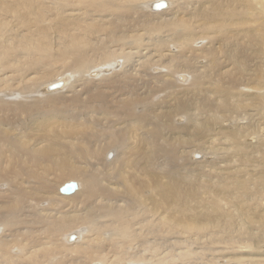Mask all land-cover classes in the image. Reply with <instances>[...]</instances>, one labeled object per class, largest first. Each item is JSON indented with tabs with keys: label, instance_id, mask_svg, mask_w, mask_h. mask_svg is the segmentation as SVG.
<instances>
[{
	"label": "bare ground",
	"instance_id": "6f19581e",
	"mask_svg": "<svg viewBox=\"0 0 264 264\" xmlns=\"http://www.w3.org/2000/svg\"><path fill=\"white\" fill-rule=\"evenodd\" d=\"M147 1L0 0V92H18L15 98L20 99L16 102L7 99L0 104L15 105L21 113H31L18 124H9L0 117V254L6 263L28 254L30 262L38 264L36 255L41 248L49 249L50 253H62L71 251V247L79 243L83 245L75 250L78 257L84 256L89 262L96 261V264H168L163 251L167 244L179 249L177 256L183 258L185 264H216V261H221L220 264H258L264 260V180L261 181L264 174V94L247 92L251 87L261 91L264 86L263 73L256 75L252 71L254 66L258 69L257 62L264 59V0H216V3L212 0H164L166 6L159 10L152 8L159 0L145 4ZM144 7L147 8V17L156 18L159 15L162 21L161 24L158 21L150 23L143 18L145 27L148 25L154 34L147 38L138 27L145 15H139L138 11ZM206 9L207 13L204 12ZM124 14L127 15L125 19ZM120 20L131 22L127 26ZM231 25L241 32L233 33ZM148 27L146 30H149ZM222 30L227 31L223 36L234 39L236 49H232L234 53H230L229 57L234 56L235 61L241 63L240 71L234 73L232 66L224 68L233 63L232 58H229V63L225 62L226 59L219 61L220 64L215 63V70L223 71L220 74L217 72L210 82H221L218 78L225 77L229 85L211 83L210 93L205 90L202 98L192 95L182 101L184 94H181L182 98L176 94L185 93L184 83L175 84L172 81L174 76L187 80L184 75L178 74L183 70L189 74L196 88L204 85L203 80L213 77V74H203L204 71L201 75L191 65L185 66L184 49H189L192 40L197 37L203 39L201 35L210 33V38L216 35V31ZM104 36L108 39V49L102 44ZM149 40L154 46L151 58L149 54L141 55V49L148 48ZM255 40L259 44L257 47L253 44ZM169 41L172 42L170 45ZM243 42L250 48L249 52L246 50L247 57L243 55L245 49H241ZM164 46L167 48L164 49ZM169 46H174L175 53L168 52ZM219 47L222 45L211 49L217 53ZM192 48L189 54L193 53ZM178 54L179 59L175 60ZM134 57L138 59L134 61ZM141 57L143 60H140ZM146 60L149 62L142 70L143 75L155 77L148 72V67H152L153 71L154 65L158 64L164 67L166 78L163 75L155 81L148 80L144 82V88L154 82L150 90L147 88V93L151 95L160 94L164 88L175 89L176 92L170 91V94L181 101L178 99L174 106L171 104L173 107H168L170 104L166 102L161 105L155 101L152 110L151 104L139 99L137 94L143 88L132 80L133 83L125 82L120 86L122 95L117 93L121 100L119 105L123 103L121 108L131 118L121 122L126 129H121L123 126L118 128L119 131L115 129L118 133L113 132L111 137L115 139L114 143L103 141V136L96 132L87 138V134L77 132L76 126L57 123L60 117L73 120L76 115L62 108L67 106L66 99L59 101L54 94L46 93L48 90L63 89L74 113H78L75 110L82 94L89 95L88 91L82 90L93 92L103 87L101 83L120 82L113 75H123L122 79L128 80L125 75L129 70H133L138 62L145 64ZM156 61L157 64H153ZM110 66L114 69L96 77V81L80 82L86 72ZM65 70H69L70 74L50 81ZM96 74L97 71H93L89 75ZM63 78H68L69 81L65 80L66 84L69 82L68 86H64ZM114 86L118 91V85ZM28 91L30 97L26 96ZM32 92H44L49 96H35ZM163 93L166 95V92ZM71 97L78 106L71 101ZM159 98L155 100L159 102ZM57 100L65 105L55 106ZM143 102L146 104L144 113H140L141 116L132 114V108ZM44 104H48L50 111L42 109ZM91 107L95 108L94 105ZM245 109L255 113H246ZM179 114H185V122L181 126L174 124V117ZM206 117L217 122L233 118L230 119L233 123L229 121L225 126L220 122L214 129L220 135L218 139L232 141L229 147L219 148L227 153L231 149V154L224 152L222 155L219 149L212 146L202 154L195 151L200 149V144L186 137L189 135L188 128L204 127ZM36 122L46 126H35V129L33 125ZM186 125H189L188 128ZM132 127L135 129L132 130ZM144 128L146 132L137 133ZM29 130L33 133L30 134ZM253 134L256 135L255 142L244 141L245 136ZM83 136L86 140H82ZM173 139L178 142L172 144ZM112 145L115 149L114 152L109 151L107 163L101 157ZM190 147L192 159L215 156L217 161L212 162L215 165L207 163L209 168L199 166L200 169L195 170L184 160L179 163L178 153H186ZM212 170L216 173V181L209 178L206 179L209 181H203L204 185L196 182ZM158 171L161 175L157 174ZM192 176L195 182L190 181ZM60 178L78 179L82 187L63 194L60 192L62 185L59 187L60 182L56 183ZM253 181L259 182L261 187L247 190L246 185L253 186ZM212 183H218V187L214 189ZM144 189L146 193L143 194ZM155 193H158L159 201L157 197L155 199ZM218 222L221 226L215 231L213 228ZM28 224L29 227L34 224L35 229L38 227L37 232L42 230V233L50 235L52 238H47L51 240L44 241L41 235V242L17 243L13 251L15 254H9L14 247L12 240L15 241L11 235ZM11 225L18 228L12 231ZM78 227H85L86 231L65 234L63 243L60 234ZM24 231L20 230L21 236H31V233L27 234L29 229ZM94 233L100 234L103 240L109 238L104 256L91 244ZM135 242L144 245L145 255L135 250ZM261 247L262 251H257ZM201 255L208 256L207 260L197 261ZM169 256L174 255L170 253ZM64 257H60V261ZM4 261L0 258V264ZM60 261L57 264L63 263ZM16 262L21 264V260Z\"/></svg>",
	"mask_w": 264,
	"mask_h": 264
},
{
	"label": "rangeland",
	"instance_id": "374dc122",
	"mask_svg": "<svg viewBox=\"0 0 264 264\" xmlns=\"http://www.w3.org/2000/svg\"><path fill=\"white\" fill-rule=\"evenodd\" d=\"M151 0H148L145 4H147V3H149ZM212 2L213 3H216V0H212ZM142 9H143V11H142ZM147 11V8H140L139 9V11H138V13H139V15L140 14H145V12ZM222 11V10H221ZM204 12H206L207 13V9L206 10H204ZM127 14V13H126ZM126 14H124L123 16V18L125 19V16H127ZM148 15H144L143 17H141L142 18V20L140 19V22H139V24L140 25H138V27H139V31H141L142 33H143V35H144V37L145 38H147V36L148 37H150L151 35H154V34H152V32L150 31V28L148 27V25L146 26V27H148V29L149 30H146V27H145V25H144V23H143V18L144 19H146L147 21H150V23H152V22H157L158 21V23L159 24H161V17L159 16V15H157L156 16V18L154 17V18H149V17H147ZM160 17V18H159ZM165 15H162V18H164L165 19ZM148 18V19H147ZM168 18H169V16H168ZM151 19V20H150ZM166 19H167V17H166ZM120 22H122V23H124L125 22V20H120ZM129 22H131V21H127V23H124L125 25H129ZM149 23V24H150ZM158 26V25H157ZM141 27H145V29H141ZM160 29H161V27L160 26H158ZM161 30H164V28H162ZM212 32H213V28L212 29H210ZM148 31V33H145V32H147ZM231 31L233 32V33H237V32H241V31H237L236 30V28H234L233 27V25H231ZM207 32H209V31H207ZM217 33H215L216 35H214L213 37H211L210 35V33H208V34H210L209 36H210V38H208V34H204V35H201V37L204 39H201L200 37H197L196 39H194V40H192L193 42H191V44H190V48L189 49H184L185 50V52H184V54L186 53V55H185V61H184V59H183V61H184V63H185V66H190V67H193V68H195V69H197L198 70V72L201 74V75H203V74H206V75H209V74H213V77H208L207 78V80H203L204 82V87L203 86H201L200 88L198 87V88H196V86L194 85V84H192V82H191V80H190V77H189V74L188 73H185V72H183V70H182V72L181 73H178L179 75L181 74V75H184V77L185 78H187V80L186 79H184V80H180V77H178V75H176V76H174L173 78H172V81L175 83V84H183L184 85V88H183V91L185 92V93H178V94H176L179 98H182L183 100L182 101H184V100H187V99H189L190 97H192V95L194 96H196L197 98H199V97H203L204 95L203 94H205L206 92L207 93H210L209 91V89H210V87L212 86L211 85V83H224V84H227V85H229L228 83H226L225 82V80H226V78L225 77H223V78H218L221 82H219L218 80H217V82H210V81H213V79H215V77H216V75H217V72H218V74H220L222 71H223V69H217V70H215V63L217 64H220V62H223V60H227V61H225L226 63H229L230 62V60H229V58L232 60V62L233 63H229L228 65H226L224 68H229V67H233L234 69H235V71H234V73L236 72V73H238L239 71H240V69H239V67L241 66V63H239L238 61H235V59L233 58V57H229L230 56V53L232 54V53H234V52H232L233 50V48H234V50L236 49V47H234V45H233V41H234V39L232 38V37H230V36H223L224 35V32H227L226 30H222V31H216ZM222 32H223V34H222ZM219 33V34H218ZM221 33V34H220ZM217 35H220V36H217ZM204 37H206V39L204 38ZM216 37V38H215ZM144 38V39H145ZM212 38V39H211ZM221 38V39H220ZM227 38V39H226ZM228 38H229V40H230V42H229V40H228ZM105 40V41H104ZM206 40V41H205ZM195 41V42H194ZM200 41H202V42H200ZM205 41V42H204ZM209 41H211V42H209ZM214 41V42H213ZM228 41V42H227ZM107 42H108V39L104 36L103 37V41H102V44H103V46H105V48L106 49H108V47H107ZM214 44H213V43ZM227 42V43H226ZM256 42V40L254 41V43L253 44H255V46L257 47L259 44H258V41H257V43H255ZM143 43L146 45V41H143ZM170 43H172L171 41H169V44L168 45H170ZM205 43V44H204ZM209 43V44H208ZM225 43V44H224ZM229 43V44H228ZM244 44H242V47H241V49L242 50H244V53H243V55H245V57H247V53L249 52L248 50H250V48L248 49V45H247V43L246 42H243ZM246 43V44H245ZM150 44V45H149ZM152 44V42H151V40H149V42H148V48L146 49V50H144V49H141V52H143V54H141V55H143V56H145L146 54H149V58H151V53H153L154 54V46H152L151 45ZM200 44H201V46H200ZM203 44V45H202ZM211 44V45H210ZM216 44V45H215ZM223 44H224V47H223ZM145 45H143L142 47H146ZM191 45H193V46H191ZM196 45H197V47H199L198 49H196L197 47H196ZM222 45V47H219L220 49L219 50H217L216 52L218 53H214V51L212 50L215 46H221ZM227 45V46H226ZM247 45V46H246ZM153 48H152V47ZM203 46H204V48L205 49H207V50H205L204 48H203ZM213 46V47H212ZM244 46H246V47H244ZM193 47V48H192ZM194 47H196V48H194ZM200 47H202V49L200 48ZM207 47V48H206ZM231 47V48H230ZM164 49H166L167 47L166 46H164L163 47ZM192 48V51H193V53L192 54H189V52L191 51L190 49ZM212 48V49H211ZM230 48V49H229ZM195 49V50H194ZM200 49V50H199ZM253 49V48H252ZM169 50L170 51H168L170 54L171 53H175V51H176V49L174 48V46L172 47V46H169ZM198 50V51H197ZM208 50H209V52H208ZM229 50H230V52H229ZM246 50L248 51V52H246ZM202 51V52H201ZM219 51L220 52H222V53H219ZM228 51V52H227ZM225 52H226V54H225ZM210 53V54H209ZM224 53V54H223ZM188 54V55H187ZM199 54V55H198ZM206 54V55H205ZM209 54V55H208ZM221 54V55H220ZM228 54V55H227ZM211 55H213V56H211ZM218 57H217V56ZM179 54H178V56L175 58V60H177V59H179ZM197 56H199V57H197ZM227 57V58H226ZM135 59H133L134 61L136 60V59H138V57H134ZM220 58V59H219ZM224 58V59H223ZM199 59V60H198ZM207 59H209V60H207ZM218 59V60H217ZM140 60H143V57H141L140 58ZM139 60V61H140ZM203 60V61H202ZM211 60V61H210ZM214 60V61H213ZM256 60V59H255ZM254 60V61H255ZM189 61V62H188ZM220 61V62H219ZM148 62H149V60H146L145 61V64H143V65H141V62H138V65L136 66V67H134L133 68V70H129V72L125 75V76H127V77H129V79L127 80V79H122V77H123V75H121V77L120 76H118V75H113V77L115 78V79H119V81L120 82H118V83H112V82H104V83H101V86H103V87H101V88H99V90L98 89H96V91L95 90H93V92L91 91L90 92V90H88V89H85V90H82V92L83 91H88L89 92V95H87L86 93H83L82 94V97H81V102H80V104H79V106L77 105V102L75 103L74 101H72V97H71V101L72 102H74V104L76 105V106H78V108H77V110H75V111H77L78 113H74V109L71 107V105H70V101H69V97L68 96H65V92H63L61 89H60V91H55V89H51V90H48V92H46V93H51V95H53L54 94V96H55V98L56 99H58L59 101H62L63 99L62 98H64V99H66V104H67V106H65V107H62V108H64V109H66V110H69L72 114H73V116L74 115H76L75 116V120L73 119V120H71V118H67V119H64L63 117H60V118H58L57 119V123L58 124H60V125H73V126H76L75 127V129H77V132L78 133H84V135H86L87 134V138H89L88 136H92V134L91 133H93V132H96V133H98V134H100V135H102L103 136V141H106V142H112V143H114L115 142V139H113V138H111L112 137V134H113V132H117V131H119L120 129H118V128H120V127H122L121 129H126V128H124L125 126H124V124H122V123H124L125 122V120L127 121L129 118H131V116H127L126 114H125V111H124V109H122L121 107H122V104H121V106L119 105V101H121V100H119L118 99V97L119 96H117V93H119V95H122V93H123V91L120 89V86L122 85V84H124L125 82H129V83H133V81L132 80H135V82L137 83V84H139V88H143V90L141 89L140 91H139V93L137 94V96L139 97V99H142L143 101H145L146 100V103L147 104H151V107H152V110H153V108H154V102L155 103H158V104H164V102H166V104H170L168 107H173L174 105L173 104H175V102H177L178 101V99H176V98H173V95H171L170 93V91H173V92H176V90L175 89H173V90H169V89H165L164 88V91L163 92H166V95L161 91V93L160 94H152V95H155V96H152L150 93H147V88H148V90H150V87L154 84V82H150L148 85L149 86H146V88H144V82H147L148 80H150V81H155V78H159V77H161V76H163L164 75V73H165V69H164V67H160V65H158L157 64V61L155 62V63H153V64H157V65H154V69H156V70H154L153 69V71H152V67H148V72H152V75H155V77H152V76H145V75H143L142 74V70H143V68L144 67H147L146 65L148 64ZM201 62V63H200ZM194 63H196V64H194ZM211 63V64H210ZM189 64V65H188ZM262 64V66H260ZM115 65V64H114ZM113 65V66H114ZM204 65V66H203ZM238 65V66H237ZM92 66V65H91ZM113 66L111 67H107V68H105V69H101V70H91L90 72L88 71V72H86V74L84 75V79H82L80 82H83V81H96V80H94V79H96V77L98 78L101 74H106L108 71H110L111 69H114L113 68ZM200 66H202V67H200ZM237 66V67H236ZM257 68L258 69H256V67L254 66L253 67V69L254 70H252L256 75H258L259 73L261 74V73H263V75H264V59H261V60H259V62H257ZM139 67V68H138ZM156 67V68H155ZM206 67V68H205ZM212 67V68H211ZM199 68H201V69H199ZM204 68V69H203ZM208 68V69H207ZM110 69V70H109ZM260 69V70H259ZM206 70V71H205ZM93 71H97V74L96 75H89L91 72H93ZM201 71L203 72V74L201 73ZM257 71V72H256ZM209 72V73H208ZM259 72V73H258ZM108 73H110V72H108ZM61 75L59 76V75H57V76H55V77H53L50 81H52V80H54V81H57V79L58 78H61V77H63L64 75H68V74H70V72H69V70H65V71H63V72H61L60 73ZM134 74V75H133ZM216 74V75H215ZM231 74H233V70H231ZM259 74V75H260ZM140 75V76H139ZM143 75V76H142ZM158 75V76H157ZM75 76V75H74ZM70 77V76H69ZM179 79H178V78ZM164 78H166V76L164 75ZM64 79V82H63V84H64V86H68V84H69V82H67L68 84H66V81L65 80H67V81H69L68 80V78L67 79H65V78H63ZM114 80V79H113ZM189 80V81H188ZM262 81H264V79H262ZM189 82V83H188ZM210 82V83H209ZM188 83V84H187ZM206 83V84H205ZM63 84L61 85V86H63ZM112 84H114V85H118V91H116V88H115V86L114 85H112ZM155 84H158L159 85V83H156L155 82ZM185 84H186V86H185ZM208 84V85H207ZM160 85H161V83H160ZM253 85V84H252ZM42 87H43V85H41ZM187 86H191L190 88L189 87H187ZM251 86V85H250ZM106 87V88H105ZM187 87V88H186ZM194 87V88H193ZM64 88V87H63ZM189 88V89H188ZM192 88V89H191ZM206 88V89H205ZM252 88V89H251ZM251 88H249V90H247V92H256V93H262V94H264V86L263 87H261V91L260 90H258V91H255V88L256 87H251ZM189 90V93H188V90ZM191 89V90H190ZM198 89H199V91H198ZM187 90V91H186ZM193 90V91H192ZM205 90H207L206 92H204ZM237 90V89H236ZM239 90H242L241 88L239 89ZM239 90H237V91H239ZM38 91H39V88H38ZM37 91V92H38ZM122 92V93H120V92ZM182 91V92H183ZM192 91V92H191ZM200 91H202V92H200ZM235 91V90H234ZM244 91V90H243ZM242 91V92H243ZM260 91V92H259ZM35 96H45V97H48L49 95H45V93L43 92L42 94L41 93H35V92H32ZM163 93V94H162ZM6 94V95H5ZM12 94V95H11ZM13 94H15V95H13ZM27 94L28 95H26L27 97H30L29 96V94H30V92L28 91L27 92ZM69 94V93H68ZM181 94H184V96H182V97H180L181 96ZM187 94V95H186ZM200 94V96H198ZM0 101H4V100H10V101H12V102H16V101H18V100H20V99H16L15 98V96L16 95H18V92L17 93H14V92H0ZM143 95V96H142ZM171 95V96H170ZM71 96H74V95H71ZM84 96H85V98H84ZM87 96V97H86ZM147 96H149V97H151L150 99H149V97H147ZM166 96H168V97H166ZM189 96V97H188ZM45 97H43V98H45ZM59 97V98H58ZM142 97V98H141ZM144 97V98H143ZM152 97H156V98H152ZM159 97H161V98H159ZM201 97V98H202ZM42 98V97H41ZM158 98H159V102H157V100H158ZM56 99H54V100H56ZM155 99H157V100H155ZM163 99V101H161ZM174 101H173V100ZM176 99V100H175ZM57 100V103H56V105L55 106H57V107H59V106H64L65 104H63V103H59V101ZM87 100V101H86ZM118 100V101H117ZM171 100V101H170ZM149 101V102H148ZM150 101H152V102H150ZM168 101V102H167ZM179 101H181V99H179ZM87 102V103H86ZM145 102H143V103H140L138 106H134L132 109H133V112H132V114H136L137 116H141V114L142 113H144L143 112V110L145 109L144 107H145V105L146 104H144ZM173 106H172V105ZM95 106V108L93 109L91 106ZM43 108V110L44 111H50V109H49V106H48V104H44L43 106H42ZM47 107V108H46ZM138 107V108H137ZM120 108V109H119ZM139 108H140V110H139ZM122 109V110H121ZM142 109V110H141ZM161 108H159V110H160ZM139 110V111H138ZM8 111V112H7ZM69 111H67L68 113H69ZM123 112V113H122ZM245 112L246 113H255L254 111H249V110H246L245 109ZM19 113V114H18ZM141 113V114H140ZM26 116H31V113H21V111L18 109V107L17 106H15V105H2V104H0V117H3V119H5V121H7L9 124H11V123H13V124H15V123H21L22 122V119L23 118H26L27 119V117ZM77 118V119H76ZM124 118H126V119H124ZM207 118V117H206ZM205 118V121H204V127H195L194 129H191V128H188V126L189 125H186V127L189 129V135L188 136H186L187 138H191L190 140L191 141H195L194 143H197V142H199L198 144H200V149L199 150H195L197 153H199V154H202V152L205 150V149H208L210 146H212L213 148L215 147V148H217V149H219V148H221V147H223V146H226V147H229L230 145H231V142L232 141H230V139H228V141H227V139L225 138V140H223V139H218V137H220V135H218L216 132L217 131H215L217 128V123H219L218 125H220V122H222L221 124H225V126H227L228 124H229V121L230 122H232L230 119H233V118H229V120H226L225 122H223V121H221V120H218V122L217 121H215V120H213V118H211V117H209V118H207L206 119ZM212 119V120H211ZM253 120H255L256 119V116L255 117H253L252 118ZM71 120V121H70ZM207 120V121H206ZM211 120V121H210ZM91 121V122H90ZM211 123H210V122ZM246 121V120H245ZM244 121V122H245ZM118 122V123H117ZM122 122V123H121ZM183 122H185V114L183 115V114H179V115H175V117H174V124L175 125H182V124H184ZM122 125H121V124ZM214 123V124H213ZM228 123V124H227ZM233 123V122H232ZM59 125V126H60ZM114 125V126H113ZM120 125V126H119ZM231 125V124H230ZM34 126V128L36 129V127L35 126H37V127H39L40 128V126L42 127V126H46L45 124H40V123H38V122H36L35 123V125H33ZM47 126H48V124H47ZM54 126H56V125H54ZM58 126V127H59ZM206 126H207V128H206ZM212 126V127H211ZM14 127V126H13ZM112 127V128H111ZM116 127V128H115ZM210 127V128H209ZM60 128V127H59ZM114 128V129H113ZM133 129L132 130H134L135 128L134 127H132ZM216 128V129H215ZM117 131H116V130ZM204 129V130H203ZM210 129V130H209ZM213 129V130H212ZM215 129V130H214ZM54 130H56V128L54 129ZM127 130H129V129H127ZM127 130L125 131V133L127 134V135H129L128 134V132H127ZM131 130V131H132ZM143 130V131H142ZM142 130H137V133H142V132H146L147 131V129L146 128H144V129H142ZM145 130V131H144ZM212 130V131H211ZM60 131H61V129H60ZM191 131V132H190ZM199 131V132H198ZM29 132H30V134H32L33 133V131L32 130H29ZM86 132V133H85ZM207 132V133H206ZM77 133V134H78ZM118 133V132H117ZM191 133V134H190ZM203 133V134H202ZM211 133V134H210ZM213 133V134H212ZM205 134H207V135H205ZM210 134V135H209ZM263 134H264V131H263ZM201 135V136H200ZM255 134H253L251 137L250 136H248V137H250V138H248V137H244L245 139H244V141L245 142H255V138H256V135L254 136ZM205 136H206V138H205ZM210 136H215V137H210ZM195 137H196V139H195ZM200 137V138H199ZM194 139V140H193ZM212 139V140H211ZM59 140H61V138H59ZM82 140H86L85 138H84V136H83V138H82ZM220 140V141H219ZM208 141V142H207ZM178 141L176 140V139H173L172 140V144H176ZM220 142V143H219ZM221 142H223L222 144H221ZM225 142H227V143H225ZM225 143V144H224ZM218 144V145H217ZM113 146V145H112ZM109 146L110 148H107L108 149V151L106 152V154L104 153L103 155H102V157H101V160H108V153H109V151H111V152H114V149H115V147L113 146ZM112 148V149H111ZM191 148V147H190ZM190 148H187L186 150V153H182V154H180V153H178V155H180L179 156V163L180 162H182L183 160L187 163V164H189L190 165V168H192V169H195V170H197V169H200V167H202V166H204V168L205 169H207V168H209V165H211V164H213V165H215V162L217 161L216 160V158H215V156H205L204 158L202 157V158H199V159H192V157H191V155L192 154H189L190 152H191V150H192V148L190 149ZM224 148V147H223ZM220 151H221V154L222 155H224V152L225 153H227L226 152V150L225 151H223V150H221V149H219ZM230 151H231V149H229ZM230 151H228V153H227V155L230 153L231 154V152ZM264 152V151H263ZM114 154V153H113ZM106 155V156H105ZM258 155H260V153L258 154ZM114 155H112V157H113ZM111 157V158H112ZM214 157V158H213ZM110 158V159H111ZM213 158V159H212ZM260 158V157H259ZM191 159H192V161H191ZM181 160V161H180ZM104 161V162H105ZM213 161H215L214 163H212ZM107 163H108V161H106ZM201 163H203V164H201ZM209 165H208V164ZM194 164V165H193ZM198 164V165H197ZM205 164H206V166H205ZM193 165V166H192ZM233 165V164H232ZM200 166V167H199ZM163 170H165V167L164 166H162L161 167ZM161 171V170H160ZM207 171V170H206ZM142 173H144V172H142ZM208 173V172H207ZM209 173H211V175L209 174ZM207 175H204V176H206V177H201L200 179H202V180H200L199 179V181H197L196 180V182H199V183H202L203 185H204V182H207V181H209V180H206V179H209L210 178V181H213V180H215L216 181V173H215V171H210ZM214 173V174H213ZM250 173H252V172H250ZM157 174H160L161 175V173H159V171H158V173ZM210 175V176H209ZM215 175V176H214ZM198 176V175H197ZM213 177V178H212ZM193 176L191 177V182H195L194 180H193ZM63 178H60V179H58L57 181H56V183H58V182H60L59 183V187L61 186V185H63L64 183H67V182H70V181H76L77 182V184H78V188H77V190L80 188V186H81V181H79L78 179H74V178H66V179H63ZM206 180V181H205ZM262 180H264V174H262V177H261V181ZM204 181V182H203ZM253 183V186H251V184H247L246 185V188H247V190H254L256 187H258V188H260L261 187V184L259 183V182H256V181H253L252 182ZM80 184V185H79ZM213 187H214V189L215 188H217L218 187V183H212L211 184ZM214 185H216V187L214 186ZM219 185H220V183H219ZM3 187H6L5 185H3ZM59 187H58V189H59ZM82 187V186H81ZM148 191V190H147ZM58 193H59V191H58ZM144 193H146V190L144 189L143 190V194ZM60 194V193H59ZM147 194H148V192H147ZM249 193H247V195H248ZM60 195H63V194H60ZM155 199H156V197H157V200L159 201L160 199H159V195H158V193H155ZM162 201V200H161ZM42 202H45V200H43ZM43 205H47V204H45V203H43ZM215 215H216V213H215ZM29 219H30V216L28 217ZM31 218H33V216L31 217ZM95 220H92L91 222L93 223ZM95 223V222H94ZM82 226H85V225H82ZM220 226H221V223L220 222H218V224H217V226L216 227H214L213 229L215 230V231H217V230H219V228H220ZM11 228L13 227V230L12 231H14V230H16L17 228H18V226H15V225H11L10 226ZM27 227V228H26ZM34 227V228H33ZM37 227V226H36ZM22 228L23 229H20L21 231L22 230H30V231H27V234H29V233H31V236L30 237H26V235L25 234H23L22 236H21V233H20V230H17L15 233L13 232V234L11 235L12 236V239L13 238H15V241L14 240H12L13 241V243H14V247H13V250L9 247V249H11L10 251H11V253H9L10 251H9V249H8V253L9 254H15L13 251H14V248H15V246L17 245V243H20V242H25V241H29V242H31V243H33V244H35V243H39V241L42 239V237H44L43 239H44V241H49V240H51V239H48V238H52L50 235H48V234H46L44 231H43V233H42V230L40 231V232H37V228L35 229V225L34 224H32V226L30 225V227H29V224L28 225H26V226H22ZM33 228V229H32ZM35 229V230H34ZM24 231V232H25ZM83 231H86V229H85V227H78V228H76L75 230L73 229V230H71V231H67L66 233L65 232H63V233H61L60 234V239H63V243H64V237L68 234V233H71V232H83ZM37 232V233H36ZM18 233V234H17ZM34 233V234H33ZM39 233V234H38ZM66 234V235H65ZM42 235V237H40ZM47 235V236H46ZM19 238L18 240H17V237ZM37 236V237H36ZM49 236V237H48ZM93 236V235H92ZM48 237V238H47ZM63 237V238H62ZM94 237L95 238H93L92 239V241H91V244L93 243V245L95 246V247H97L96 249H97V251L98 252H100L103 256H104V254L106 253V248L108 249V245H109V238L107 237V239H102V236H100V234H95L94 233ZM100 237V238H99ZM26 238V239H25ZM21 239H22V241H21ZM31 239H32V241H31ZM46 239V240H45ZM48 239V240H47ZM17 240V241H16ZM34 240V241H33ZM37 242H36V241ZM42 241V240H41ZM40 241V242H41ZM78 241H80V239L78 240ZM104 241H106V242H104ZM157 241H160L159 239L157 240ZM81 242H83V241H81ZM102 242V243H101ZM99 243V244H98ZM104 243V244H103ZM105 243H107V244H105ZM103 244V245H102ZM83 245V243H79V244H76L75 246H74V248L73 247H71L72 249H71V251H69V250H67V252H62V253H50V252H48V250L49 249H46V250H44V248H41L39 251H38V254L36 255V262L39 264L40 262L42 263V264H44L45 262V264H55V259H59L60 257H64V258H61V260L63 261V263H62V261H60V259H59V261L62 263V264H64V262L66 263V264H71V261H77V263L75 262L74 264H84V263H86V264H96V263H94V262H96V261H93V263L92 262H89L88 260H87V258H85L84 256L82 257V256H80V257H78V255H77V253L75 252V250L76 249H78V247L80 248L81 246ZM98 245H99V247H98ZM134 245H135V250L137 251V252H139V253H144V255L146 254V252L144 251V245H141L140 243H138V242H135L134 243ZM217 245H219L218 243H217ZM13 246V245H12ZM264 249V248H263ZM259 250H261L262 251V247L261 248H258V250L257 251H259ZM69 251V252H68ZM163 251H164V257H165V262L166 263H168V264H185V260H183V258L182 259H180V258H178L179 257V255L177 256V253L179 252V249L177 248V247H171V245L170 244H167L165 247H164V249H163ZM260 251V252H261ZM73 254H75V255H73ZM65 253V254H64ZM170 253H172L174 256L173 257H170L169 256V254ZM53 255V256H50L49 257V255ZM59 254V255H58ZM64 254V255H63ZM26 256H24V257H22L21 255H20V258L19 259H17V260H12V261H8V263H6L5 261H4V259L2 258V254H0V258L2 259V261H4V262H2L1 264H18L16 261H20L21 260V264H34V263H32V262H30V260H31V257L28 255V254H25ZM40 255H43V256H40ZM56 255H58L57 257H54V256H56ZM72 255V256H71ZM38 256H39V258H38ZM69 256H70V259H69ZM44 257H47V258H45L44 259ZM72 257L74 258L73 260H72ZM75 257H77V258H75ZM207 257L208 256H204V255H201L200 257H197V261H206L207 260ZM15 258V257H14ZM22 258V259H21ZM27 258V259H26ZM51 260H50V259ZM54 258V259H53ZM79 258V259H78ZM42 261H41V260ZM58 259H57V261H56V264L57 263H59V261H58ZM77 259V260H76ZM83 259V260H82ZM24 260H27V261H29L28 263H27V261H24ZM38 260H39V262H38ZM45 260V261H44ZM48 260H50V261H48ZM54 260V261H53ZM71 260V261H70ZM85 260H86V262H85ZM82 261H84V262H82ZM16 262V263H15ZM23 262V263H22ZM79 262V263H78ZM220 262L221 261H216V264H220ZM40 263V264H41ZM19 264H20V262H19ZM72 264H73V262H72ZM258 264H264V260H262L261 262H258Z\"/></svg>",
	"mask_w": 264,
	"mask_h": 264
},
{
	"label": "water",
	"instance_id": "95a60500",
	"mask_svg": "<svg viewBox=\"0 0 264 264\" xmlns=\"http://www.w3.org/2000/svg\"><path fill=\"white\" fill-rule=\"evenodd\" d=\"M165 6H166L165 1L164 0H159V1H156L153 4L152 8L155 9V10H159V9L164 8ZM76 189H77L76 182L70 181V182H67V183L62 185V187L60 188V192L63 193V194H70ZM72 239H73V236L71 235L70 236V240H72Z\"/></svg>",
	"mask_w": 264,
	"mask_h": 264
}]
</instances>
